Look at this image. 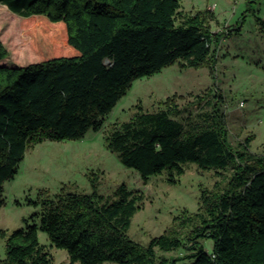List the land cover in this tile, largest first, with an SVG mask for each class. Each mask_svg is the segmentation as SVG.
<instances>
[{
	"label": "trees",
	"instance_id": "trees-1",
	"mask_svg": "<svg viewBox=\"0 0 264 264\" xmlns=\"http://www.w3.org/2000/svg\"><path fill=\"white\" fill-rule=\"evenodd\" d=\"M22 18L40 62L4 66L0 40V208L4 183L26 151L45 140H80L99 132L132 82L180 62L214 65L223 35L212 33L210 10L188 15L179 0H0ZM232 29V28H231ZM239 30L238 25L233 28ZM201 104L202 97H197ZM194 114L174 102L115 122L107 147L147 183L164 176L177 185L190 165L220 182L203 190L197 212L184 210L174 227L147 245L128 236L145 195L119 186L111 196L61 193L47 199L27 225L5 238L0 264H54L39 242L67 253L69 264H264V156L234 146L220 106ZM184 231V233H183ZM211 240L207 251L203 240ZM184 250L182 257L163 254ZM162 253V255H158Z\"/></svg>",
	"mask_w": 264,
	"mask_h": 264
},
{
	"label": "rangeland",
	"instance_id": "rangeland-1",
	"mask_svg": "<svg viewBox=\"0 0 264 264\" xmlns=\"http://www.w3.org/2000/svg\"><path fill=\"white\" fill-rule=\"evenodd\" d=\"M181 10L193 15L210 10L216 21L211 31L223 35L216 48L214 65L185 68L180 62L150 77L132 82L117 102L99 132L88 131L80 140H45L29 148L15 178L4 183V205L0 208V258L5 257V238L27 225L40 224L36 216L47 199L61 193L111 196L121 185L145 195L128 230L135 242L147 245L154 237L174 227L184 210L195 213L203 190H213L220 178L213 172L190 165L177 185L164 176H152L145 183L133 169L124 166L117 153L107 147L106 136L115 122H127L137 112H153L174 101L198 114L206 103L220 106L229 140L237 146L252 138L249 150L264 156V0H179ZM22 18L0 5V40L8 57L4 66L22 67L39 63L31 53L30 36ZM238 25L239 30H232ZM232 28V29H231ZM197 97H202L197 104ZM184 233V231H183ZM39 242L53 256L54 264H69L67 253L50 247L46 233ZM207 251L211 240H203ZM186 252L163 254L182 257ZM158 255L162 253L158 252ZM179 264H188L183 261Z\"/></svg>",
	"mask_w": 264,
	"mask_h": 264
},
{
	"label": "built area",
	"instance_id": "built-area-1",
	"mask_svg": "<svg viewBox=\"0 0 264 264\" xmlns=\"http://www.w3.org/2000/svg\"><path fill=\"white\" fill-rule=\"evenodd\" d=\"M210 10H213V8H211ZM212 33H214V32L212 31ZM215 33H218V32H215Z\"/></svg>",
	"mask_w": 264,
	"mask_h": 264
},
{
	"label": "crops",
	"instance_id": "crops-1",
	"mask_svg": "<svg viewBox=\"0 0 264 264\" xmlns=\"http://www.w3.org/2000/svg\"><path fill=\"white\" fill-rule=\"evenodd\" d=\"M5 7V6H4ZM7 8V7H6ZM8 10V9H7ZM9 11V10H8ZM10 12V11H9ZM11 13V12H10ZM12 14V13H11ZM14 15V14H13Z\"/></svg>",
	"mask_w": 264,
	"mask_h": 264
}]
</instances>
